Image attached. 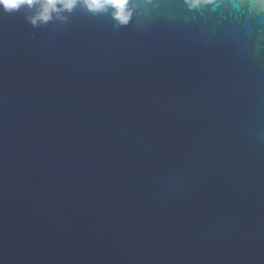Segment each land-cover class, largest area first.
<instances>
[{
  "label": "water",
  "instance_id": "water-1",
  "mask_svg": "<svg viewBox=\"0 0 264 264\" xmlns=\"http://www.w3.org/2000/svg\"><path fill=\"white\" fill-rule=\"evenodd\" d=\"M131 7L0 12V264H264V11Z\"/></svg>",
  "mask_w": 264,
  "mask_h": 264
},
{
  "label": "clouds",
  "instance_id": "clouds-1",
  "mask_svg": "<svg viewBox=\"0 0 264 264\" xmlns=\"http://www.w3.org/2000/svg\"><path fill=\"white\" fill-rule=\"evenodd\" d=\"M132 0H0V12L12 14L22 8H35L32 15L26 19L33 26L52 19L53 13L72 11L81 6L87 11L97 14L112 9L111 16L119 25H126L132 17ZM213 0H185L188 8L197 9ZM252 8L264 11V0H252Z\"/></svg>",
  "mask_w": 264,
  "mask_h": 264
}]
</instances>
